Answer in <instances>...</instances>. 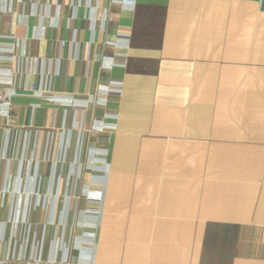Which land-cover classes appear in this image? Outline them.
Returning <instances> with one entry per match:
<instances>
[{
  "label": "crops",
  "instance_id": "crops-1",
  "mask_svg": "<svg viewBox=\"0 0 264 264\" xmlns=\"http://www.w3.org/2000/svg\"><path fill=\"white\" fill-rule=\"evenodd\" d=\"M0 84V264H264V0H0Z\"/></svg>",
  "mask_w": 264,
  "mask_h": 264
},
{
  "label": "built area",
  "instance_id": "built-area-1",
  "mask_svg": "<svg viewBox=\"0 0 264 264\" xmlns=\"http://www.w3.org/2000/svg\"><path fill=\"white\" fill-rule=\"evenodd\" d=\"M109 93V92H107ZM12 96H13V93L2 87L1 84H0V117H5L7 118L9 116V114L11 113L12 111ZM104 127L103 126H100L98 128V131L99 132H104Z\"/></svg>",
  "mask_w": 264,
  "mask_h": 264
},
{
  "label": "rangeland",
  "instance_id": "rangeland-1",
  "mask_svg": "<svg viewBox=\"0 0 264 264\" xmlns=\"http://www.w3.org/2000/svg\"><path fill=\"white\" fill-rule=\"evenodd\" d=\"M84 161H85V158L83 159ZM84 161L82 162V164L84 165ZM75 194H73V195H75V198L77 197L78 198V196L80 195L81 196V198H90L91 196H92V194H91V192H89V190L86 188V189H75ZM78 191V192H77ZM77 206L75 207V211H77ZM82 222V221H81ZM80 222V224H79V222H76L75 223V225H77V223L79 224V225H81L82 223ZM78 225V226H79ZM79 227H83V224H82V226H79Z\"/></svg>",
  "mask_w": 264,
  "mask_h": 264
}]
</instances>
